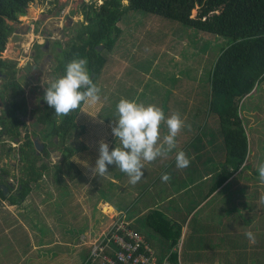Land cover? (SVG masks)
Wrapping results in <instances>:
<instances>
[{"label":"crops","instance_id":"obj_1","mask_svg":"<svg viewBox=\"0 0 264 264\" xmlns=\"http://www.w3.org/2000/svg\"><path fill=\"white\" fill-rule=\"evenodd\" d=\"M45 12L42 11V17L47 15ZM46 17L45 22L50 20ZM28 28L25 21L15 27L14 35L19 31L26 33ZM135 95L132 98L140 101L141 95ZM151 97L148 103H152ZM197 97L195 95L193 101L188 94L176 93L162 101V105L156 104L165 116L179 113L185 126L176 136L175 149L166 156L145 162L144 175L137 183H130L127 174L115 165H110L103 176H95L91 171L94 164L89 165V177L83 186L73 175L67 181L74 190L70 197L77 196L80 211L71 202L63 207V201L58 211L62 192L57 191L56 186L53 192L47 193L46 183L40 190L30 191L31 197L28 193L22 201L11 203L21 210V215H13L11 227L19 226L20 231L23 228L18 239L13 236L10 240L12 250L16 255L19 253L15 264H21L25 256L30 258L28 264H99L86 263L91 244L121 216L144 236L161 264H172L175 260L179 264H264V182L259 180L257 168L252 169V150L243 166L215 187L222 170L233 168V164L227 163L224 148L217 149L222 138H213V133L219 130L218 120L207 104L204 105L207 96ZM109 125H103L106 137L102 139L112 147L115 138ZM160 133L161 136L167 134L163 121ZM178 150H183L190 161L185 168L176 167ZM165 172L169 174L167 181L161 180ZM106 189L107 195H103ZM31 202L37 207L32 216L27 205ZM153 210L162 212L175 226L181 227L176 244L172 245L149 226L147 218ZM13 222L19 225L15 227ZM51 222L53 228H49L51 231L47 235L39 232L40 223ZM247 231L253 232L254 243L244 235ZM24 235L29 236L32 246L28 243L27 249L20 250L19 243Z\"/></svg>","mask_w":264,"mask_h":264},{"label":"rangeland","instance_id":"obj_2","mask_svg":"<svg viewBox=\"0 0 264 264\" xmlns=\"http://www.w3.org/2000/svg\"><path fill=\"white\" fill-rule=\"evenodd\" d=\"M54 1L53 4V0H40L39 7L34 9V18H38L39 22L34 25L39 29L43 27V21L40 23V15L42 11L46 10L47 15L45 17L49 16L50 18L49 21L45 22L48 31H55L58 27L62 28L65 36L59 35L56 39L67 47V44L71 42L76 30L83 22L80 6L82 0ZM85 1L102 2V0ZM252 1L254 0H232L211 12V15L214 18H224L240 6ZM123 2L127 4L128 0H123ZM196 13L197 10L195 9L193 16ZM21 18L20 22H11L14 23V27L20 26L25 21L27 22L25 15ZM119 26L121 33L114 48L106 53V64L95 82L100 88L101 99L96 104L81 105L76 114V129L66 139V144H70L74 148V153L69 158L70 161L68 164L66 163L64 152H62L63 156L61 154L58 157L53 156V160L48 159L52 165L48 164L49 166H46L39 180L31 182L30 191H38L46 183L48 187L46 191L51 193L57 186V191L62 192L60 198L63 199L58 201V211L61 208V201H63V207L67 206L63 204L71 202L80 211V205L76 200L77 196L72 195V198L70 197L73 188H71L72 184L67 181L71 179V175L75 176L79 183H82L80 186H83L87 181L89 165L95 164L99 154V141L106 137V134L102 132V127L105 123H109L110 127L113 126L114 122L110 123V121L116 118L115 105L121 97L131 99L135 94V97L141 95L139 102L148 103L147 99L153 94L156 99L152 103L159 102L161 104L162 98L164 99L166 96H172L176 93L185 96L188 94L193 101L196 100V98L194 99L195 95L198 96V99L202 95L208 96L209 94L208 84L202 83L207 78L206 70L213 66L219 53L220 46L218 43H224L223 38L213 37L210 33L199 31L180 22L142 10L129 11L120 21ZM30 34H32V37L29 36ZM45 39L46 37L39 33L34 35L33 32L21 33L19 31L14 35L13 32L1 57L22 61L26 58V54H29L32 48L35 47V43L44 44ZM104 49L102 46L101 50L103 52H105ZM261 49L264 52V46H259V48L253 46L240 51V53L243 55ZM52 52L56 56L55 50H52ZM62 59L63 56H59L57 60L63 62ZM41 61H43L42 58ZM49 73L53 74L49 75ZM54 73L57 74V72H54L53 64L47 62L44 73L38 75L39 80L37 81L41 89H45L43 88L45 86L44 81L52 80V77L55 76ZM200 79H202V83ZM34 83L35 81H32V79L28 80L26 92L30 91L31 85ZM256 89L241 104V114L245 121V127L249 132L250 152L252 150L250 158L251 164L253 163L254 166L252 167L253 170L258 168L261 161H264V82L259 84ZM27 100L29 105L33 104L31 95L28 96ZM205 104L207 103L204 102ZM21 118L27 123L32 120V117L28 115L21 116ZM55 178L56 183L53 184ZM30 191L29 194L31 195H27L31 197L33 193H30ZM103 195H107V189ZM31 203H27V205L32 216L33 212L36 213L37 207L35 208L33 202ZM50 204L53 205L51 206L53 208V202H50ZM20 211L10 201L0 200V264H15V260L19 258V253L16 255L12 250L10 240L13 236L18 239L20 233L23 232V228L20 231L21 227L18 226V222H13L15 227L18 226L17 228L12 229L11 227L14 219L13 215L19 214ZM38 216L36 215L35 218H38ZM37 227L39 232L47 235L53 228V222L44 225L40 223ZM56 228H59L57 224ZM21 241L19 243L20 250L27 249L26 247L29 246L26 244L28 243L31 245L27 235H24ZM27 262H30V258L25 256L20 263L28 264Z\"/></svg>","mask_w":264,"mask_h":264},{"label":"trees","instance_id":"obj_3","mask_svg":"<svg viewBox=\"0 0 264 264\" xmlns=\"http://www.w3.org/2000/svg\"><path fill=\"white\" fill-rule=\"evenodd\" d=\"M34 1L0 0V69L2 73H9L13 76L11 61L1 57L7 48L11 34L15 30L11 22H20L21 16L26 15L28 7ZM231 1L128 0L125 4L123 0H102L101 3L82 0L80 6L84 20L76 30L71 42L63 50L62 59L63 63H67L74 57L87 58L89 75L96 82V78L101 74L106 64V53L114 48L121 33L120 21L129 11L136 10L160 15L199 31L210 33L213 37L223 38L224 43H218L220 50L213 66L206 70L205 82L202 83L203 78L200 79L202 84H208L207 108L213 115L217 116L218 120L219 130L213 133V138H222V143L218 144L217 149L222 150L224 148L228 158L227 163L233 164V168L225 167L222 170L215 187L241 168L249 155V132L241 114V104L246 97L251 96L257 90L259 84L264 82L263 49L243 55L240 53L246 48L264 46V0H254L240 6L224 18H214L211 15V12ZM195 9L197 13L193 16ZM99 45L105 48V52L101 50L102 48L99 49ZM35 46L40 47L41 44L35 43ZM14 92L16 96V90ZM151 95V99L155 100L156 97ZM169 97L162 98V101ZM11 103L19 109L25 107V102L17 98H14ZM80 107L76 109V114ZM62 116L64 117L60 125L56 122L57 118L53 116L52 119L49 117L39 119L43 121L51 119L50 122L58 130H61L62 143H66V139L69 137V128L74 126L76 129V118L74 115ZM6 120L4 116L0 118L3 127L8 128ZM12 120L16 121L17 119L12 116ZM57 129L55 128L56 132ZM9 131L15 135L12 129ZM63 152L68 164L69 158L74 153V148L67 145L63 148ZM32 181H36V177H31L30 181H23V189L18 197L16 195L9 196L0 188V200L9 199L11 203L22 201L29 193L31 189L29 185ZM147 221L149 226L166 237L172 245L177 243L181 234V227L175 226V223L167 219L162 212L151 211ZM172 264L179 263L175 260L172 261Z\"/></svg>","mask_w":264,"mask_h":264},{"label":"clouds","instance_id":"obj_4","mask_svg":"<svg viewBox=\"0 0 264 264\" xmlns=\"http://www.w3.org/2000/svg\"><path fill=\"white\" fill-rule=\"evenodd\" d=\"M85 57H74L64 65L63 74L45 83L42 99L62 116L77 109L81 104H96L100 99V88L89 75ZM115 120L111 133L115 138L110 147L105 140L99 141L98 156L91 171L95 176H103L110 165H115L126 173L132 184L144 175L145 162L168 155L176 148V136L184 120L179 113L165 116L161 107L154 103L139 102L136 99L121 97L115 105ZM166 125L167 134L161 136V122ZM177 168H185L190 161L183 150L175 153ZM259 180L264 182V161L257 168ZM168 173L161 175L167 181ZM250 242H255L253 232L244 234Z\"/></svg>","mask_w":264,"mask_h":264},{"label":"flooded vegetation","instance_id":"obj_5","mask_svg":"<svg viewBox=\"0 0 264 264\" xmlns=\"http://www.w3.org/2000/svg\"><path fill=\"white\" fill-rule=\"evenodd\" d=\"M40 16V23L43 21L44 24L39 29L40 31H37V27L34 25L39 22L38 18L34 19L33 24L29 26L32 27L34 35L39 33L46 37L45 43L40 47H33L22 61L6 59L11 61L13 76L9 73H2L0 69V118L4 116L9 126L8 128L3 127L0 121V179L1 183L8 186V191L5 194L9 196H20L23 181H30L31 177H36V181L39 180L43 175V170L49 166L48 164H51L48 159L53 160V156L58 157L59 154L63 156V148L70 145L62 143L61 130H58L50 122L53 116L57 118L56 122L60 125L64 116H57L54 110L44 102L42 99L44 89H41L37 81L39 80L38 75L44 73L47 62L52 63L54 72H57V74L54 73L55 76L52 79L63 74L66 63L58 62L57 59L59 56H63V50L66 47L62 45L61 41H57L56 37L59 35L64 37L65 33L59 27L55 31H48L49 29L45 25L46 17L43 16L44 19H42V15ZM52 50H55L56 56ZM41 58L46 61L40 62ZM52 74L49 73V75ZM31 79L35 83L31 85L30 91L26 92V83ZM47 82L49 81H44V83ZM44 85L43 88L46 87V84ZM14 90L17 92L16 96ZM29 95L33 99L32 105H29L27 100ZM14 98L25 102V107L23 109L14 107V104L11 103ZM24 115L32 117V120L27 123L21 118ZM66 115H74L76 118V109ZM12 116L17 120H12ZM41 117L51 119L43 121L39 119ZM9 129H12L15 135L10 133ZM74 129V126L69 128V135H72ZM29 186H31V182ZM3 200L1 199V201Z\"/></svg>","mask_w":264,"mask_h":264},{"label":"built area","instance_id":"obj_6","mask_svg":"<svg viewBox=\"0 0 264 264\" xmlns=\"http://www.w3.org/2000/svg\"><path fill=\"white\" fill-rule=\"evenodd\" d=\"M99 264H161L153 256L144 236L126 217L114 221L92 242L86 263Z\"/></svg>","mask_w":264,"mask_h":264},{"label":"water","instance_id":"obj_7","mask_svg":"<svg viewBox=\"0 0 264 264\" xmlns=\"http://www.w3.org/2000/svg\"><path fill=\"white\" fill-rule=\"evenodd\" d=\"M39 5H40V0H35L34 1V3L31 5V7L29 6L28 7V9H27V13H26V17H27V23L30 25V24H33V22H34V16H35V14H34V9L35 8H37V7H39ZM28 32H32V27L31 26H29V28H28ZM99 47V49H101L102 48V45H99L98 46ZM0 188H2L3 189V192L4 193H7V191H8V186L6 185V184H3V183H1L0 184Z\"/></svg>","mask_w":264,"mask_h":264},{"label":"bare ground","instance_id":"obj_8","mask_svg":"<svg viewBox=\"0 0 264 264\" xmlns=\"http://www.w3.org/2000/svg\"><path fill=\"white\" fill-rule=\"evenodd\" d=\"M29 36L32 37V34H30Z\"/></svg>","mask_w":264,"mask_h":264}]
</instances>
